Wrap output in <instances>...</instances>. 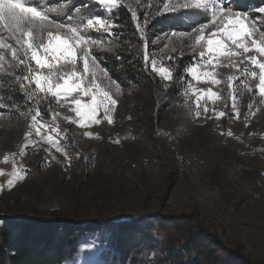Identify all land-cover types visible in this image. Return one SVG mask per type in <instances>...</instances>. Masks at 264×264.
Instances as JSON below:
<instances>
[{"label": "rangeland", "instance_id": "rangeland-1", "mask_svg": "<svg viewBox=\"0 0 264 264\" xmlns=\"http://www.w3.org/2000/svg\"><path fill=\"white\" fill-rule=\"evenodd\" d=\"M73 2L39 0L41 10H58L49 13L51 19L67 23L72 17L73 26L82 33L87 19L97 15L113 25L110 34L88 31L93 40L102 41L92 49V55L97 61V82L117 100L110 113L113 123H107L101 109L97 117L100 124L79 127L64 119L75 118L68 106L60 107L52 100H30L24 90L22 102L10 100L6 89L19 87L21 82L15 77L24 72L14 67L0 72V217L51 222L59 230L72 228L77 234V249L62 264H130L112 259V244L122 230L130 231L134 226L149 238L140 235L137 239L134 256L139 262L133 264L168 255L177 258L178 264H188L193 258L196 264H264V97L255 91L258 80L242 76L243 65L239 72L218 67L222 83L215 86L197 83L187 73L194 62L202 63L199 46L191 47L193 41L187 34L200 23H208L211 14L205 19L203 15L163 11V4L177 0H119L132 13L138 12L135 25L141 26L138 37L148 40L142 58L147 52L150 60L144 63L151 75V81L141 78L122 84L100 59L102 52L117 46L112 29L118 6L109 11L99 0H86L87 4L72 8ZM217 2L225 10L247 14L249 24L264 25V14L258 12L264 4ZM94 3L97 6H92ZM180 16L181 24L189 25L186 29L159 33L148 29V20L157 23ZM4 36L5 42H12L7 33ZM185 56L190 61L182 67L179 60ZM152 60L157 67H168L172 79L164 80L155 73ZM229 75L241 77L231 89ZM209 87L219 97H202L197 118L193 93ZM233 92L238 119L233 115ZM205 104L207 113L203 111ZM37 107L42 120L55 131L49 133L45 127L37 136L31 129L30 139L37 144L21 156L24 133L30 130V117ZM213 109L226 115L217 118ZM50 112L59 113L55 121ZM85 131L94 135L87 137ZM49 134L58 140L63 152L46 142ZM14 165L22 169L23 179L9 188L7 180ZM146 251L150 252L147 258L141 255Z\"/></svg>", "mask_w": 264, "mask_h": 264}, {"label": "snow or ice", "instance_id": "snow-or-ice-1", "mask_svg": "<svg viewBox=\"0 0 264 264\" xmlns=\"http://www.w3.org/2000/svg\"><path fill=\"white\" fill-rule=\"evenodd\" d=\"M99 3L110 11L118 6L119 0H99ZM42 7L39 0H0V30H2L0 31V72L6 73L8 67L21 69L24 74L16 76L15 79L21 82L19 87L28 93V98L37 102L52 100L60 107L68 106L70 111L75 113V118L64 117L70 123H76L79 127L100 124L101 119L97 117L102 109L104 119L112 124L113 117L110 113L116 106L117 100L97 82V61L92 55V49L102 41L93 40L88 35V31L102 30L110 34L113 25L108 19L97 15L87 19L82 33L79 27L73 26L72 17L68 18L67 23H60L49 16V13L58 11L57 9L41 10ZM163 11L165 13L178 11L181 15L187 16L203 15L205 19H208V13L211 14L208 23H200L199 27L193 28L187 34L188 39L193 41L190 46L193 48L199 46L200 49L198 55L202 63L194 62L187 68V73L197 83L203 81L213 86L219 85L222 81L218 79V67H228L239 72L243 65L241 75L258 80L255 91L264 97V30H262L264 25L258 28L255 21L251 24L247 23L249 21L247 14L241 16L240 13L225 10L217 0H183V2L177 0L175 3L163 4ZM258 12L264 14V7L259 8ZM135 15L134 12L133 17ZM209 29L206 34V30ZM141 32L143 33L142 29ZM4 33H7L11 43L5 42ZM181 35L185 34L181 33ZM6 52L10 55L9 64H6ZM144 60L146 62L150 60L147 52L144 54ZM151 64L152 70L162 79H172V72L168 67H157L154 60ZM240 79L241 77L229 75L228 87L233 88V82ZM191 87L192 84L189 83V88ZM244 87L249 86L244 83ZM193 95L196 96L197 118L201 115L199 109L202 97H219L212 87L197 88ZM232 100L233 115L238 119L235 92ZM203 111L204 113L209 111L207 104L204 105ZM213 112L215 113V109ZM50 115L55 121L59 113L50 112ZM215 115L220 118L226 113L218 112ZM45 127L48 126L42 120V113L37 107L35 114L30 117V130L24 133L25 143L21 146V156L26 148L37 144V141L30 139L31 129L34 128L35 134L40 136ZM48 131L52 133L55 130L48 127ZM227 134L231 136L232 132L229 131ZM83 135L92 137L94 133L85 131ZM46 142L58 152L64 151L52 134L46 137ZM4 161H8L7 155ZM21 171L22 169L13 166L11 178L7 180L9 188L13 187L18 179H23ZM2 174L3 170H0V175ZM2 187L0 185V189Z\"/></svg>", "mask_w": 264, "mask_h": 264}, {"label": "trees", "instance_id": "trees-1", "mask_svg": "<svg viewBox=\"0 0 264 264\" xmlns=\"http://www.w3.org/2000/svg\"><path fill=\"white\" fill-rule=\"evenodd\" d=\"M242 1L245 5L249 2L256 3L258 6L264 4V0H239V3ZM83 4H87L86 0H74L71 7L76 8ZM92 6H97V4L94 3ZM140 13L142 16L143 12ZM115 16L116 27L112 29V37H114L113 41L117 43V46L102 52L100 59L108 68L111 76L122 84L138 82L141 78L151 81V75L146 73V65L142 58V49L148 40L145 36L138 37V29L141 26L138 28L135 25L133 13L125 4L118 5ZM181 18L182 16L180 19L171 20V17H166L158 20L157 23L154 20H148V29L150 31L155 30L157 33L168 29H186L189 25L181 24ZM187 59L186 56L180 58V63H184L182 67L190 61L187 62ZM19 89L17 85L7 87L5 92L7 98L22 102L23 90ZM58 228L52 226L51 222H40L37 219L25 218L19 221H11L7 217H0V264H62L71 254L75 253L78 243L77 234L72 228L65 227L61 230ZM121 232L117 238H114L115 242L112 244L114 256L112 259L123 263H138L139 260L134 256V252H137L138 249L136 241L140 235L146 236V239L149 237L145 231L135 226L130 231L122 230ZM149 253L146 251L141 255H145L147 258L150 256ZM145 257L143 259H146ZM153 260L146 261V264H154L155 262L156 264H178L177 258L170 255L164 258L156 256ZM188 264H196V259H191Z\"/></svg>", "mask_w": 264, "mask_h": 264}]
</instances>
